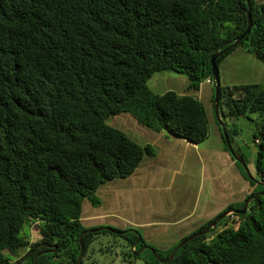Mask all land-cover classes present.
<instances>
[{
	"label": "trees",
	"instance_id": "1",
	"mask_svg": "<svg viewBox=\"0 0 264 264\" xmlns=\"http://www.w3.org/2000/svg\"><path fill=\"white\" fill-rule=\"evenodd\" d=\"M249 4L251 31L217 59L219 67L237 48L264 63V0H0V264H18L38 242L58 247L41 252L37 264H54L55 257L56 264H76L87 230L84 200L99 206L104 184L131 176L145 155L155 153L151 144L141 145L112 125L113 116L129 113L152 131L197 144L210 138V115L198 97L156 93L149 80L173 72L189 80V91H199L212 81L213 55L247 28ZM220 112L246 163L235 146L239 132L227 120L258 116L255 177L264 183V81L222 83ZM236 164L250 186L256 184ZM258 185L261 191L250 189L164 254L151 246L168 258L224 213L242 210L255 193L246 214H229L171 261L152 255L146 264H264V186ZM32 220L40 222L35 243L21 235ZM94 234L82 238L80 264ZM122 238L131 248L138 236ZM146 244L141 239L128 256L142 259L133 252ZM25 263L34 264V258Z\"/></svg>",
	"mask_w": 264,
	"mask_h": 264
},
{
	"label": "crops",
	"instance_id": "2",
	"mask_svg": "<svg viewBox=\"0 0 264 264\" xmlns=\"http://www.w3.org/2000/svg\"><path fill=\"white\" fill-rule=\"evenodd\" d=\"M231 54L247 55L255 62H262L241 48ZM228 60L229 56L220 65L225 85L235 84L224 79L227 68H231ZM257 73L264 76V65L257 69ZM156 76L149 80L154 92L162 94L173 90L181 95L190 94L189 80L185 76ZM171 81L178 82L179 86L175 84L178 90H156ZM203 83L213 94V83L208 80ZM136 122L128 135L141 145L151 144L155 153L145 155L135 172L122 183L109 182L112 185L100 195L101 204L88 205L89 214L83 210L81 220L85 226L90 227L88 222L114 218L121 227L138 229L147 244H156L166 252L182 237L216 217L229 204L242 201L249 193L248 180L229 152L224 150L221 140L218 139L215 145H208L209 139L197 144L165 131H152ZM216 131L220 138L218 126ZM103 206L107 212L99 210ZM144 261L139 258L135 264H146Z\"/></svg>",
	"mask_w": 264,
	"mask_h": 264
},
{
	"label": "rangeland",
	"instance_id": "3",
	"mask_svg": "<svg viewBox=\"0 0 264 264\" xmlns=\"http://www.w3.org/2000/svg\"><path fill=\"white\" fill-rule=\"evenodd\" d=\"M242 49V48H241ZM229 62L227 64H231V68H227V77H225V80H229V82H234L235 84H241V83H257L264 81V76L259 75L257 73V69L261 66H263V62H255L253 58L249 59V56L247 55H241V54H230L229 55ZM237 66V67H236ZM236 67V68H235ZM222 74H224L223 66H222ZM156 77H166L168 75L172 76H179L180 74H176L173 72H162L157 73ZM184 77V76H183ZM222 80V78H221ZM223 83V81H222ZM175 84L178 85V82L171 81L169 84L160 85L157 87L156 90L163 91L168 88H176ZM176 90H178L176 88ZM190 94L194 93L198 98L204 103L209 115H210V138L207 141L208 145H215L218 143V139L220 141V133L218 138V134L216 131V125L218 123L214 120L213 114H214V101L212 99L213 94H211V91L206 83H203L199 91H188ZM258 116L256 114H251L248 117H242L237 120H227L229 128L236 129L239 132L238 137L235 140V146L239 147L241 152L244 153L247 159V165L248 168L254 178L257 176L256 174V157H257V147L254 142V132L257 126L256 119ZM133 118V116L129 113H121L117 116H113L111 118V124L114 125L117 128H120L127 132V134L131 133V129L135 128L134 123L136 120ZM137 123V122H136ZM126 129V130H125ZM249 178V177H248ZM123 179L116 180V183H122ZM128 181H125L126 183ZM113 183V182H112ZM114 184V185H115ZM112 184L109 182L107 184H104L99 190L98 195L103 194V190L107 187H110ZM250 189L255 191H261V186L257 183L250 186ZM91 205L89 200L85 199L83 203V210L85 209V214H89L87 211V206ZM107 207V204H106ZM125 208V207H124ZM99 210H105L107 212L106 208L103 206ZM231 219H237V217L234 216L233 213L230 214ZM104 222V225L103 223ZM116 219L114 218H104L103 221H93L88 222V226H90L89 229H98L102 228L104 226H109L113 228H125L121 227L117 223ZM238 221L230 223V226L237 224ZM40 222L39 221H30L28 224L25 225L21 235L29 237L28 239L31 241V243H35L39 241V227ZM87 224V223H86ZM221 226V225H220ZM219 226V227H220ZM94 227V228H92ZM218 227V228H219ZM121 230V231H122ZM115 243H117V246H115ZM150 245V244H149ZM155 248L159 249L158 245H153ZM143 247V246H142ZM142 247H140L138 250H140ZM131 248L128 245V241L124 240L122 238V235L117 234L114 235L112 233H99L95 232L94 234V242L90 245L89 250L85 256V264H135L137 260H134L133 257L128 256V252ZM163 252V251H162ZM165 252H163L164 254ZM152 251H146L144 250L141 254V257L144 260H146V257L151 259L150 256H152ZM154 256V255H153ZM155 258V256H154ZM58 258H51L52 262L56 264ZM136 261V262H135ZM133 262V263H130ZM145 262V261H144ZM28 263V261L26 262ZM25 263V264H26Z\"/></svg>",
	"mask_w": 264,
	"mask_h": 264
},
{
	"label": "water",
	"instance_id": "4",
	"mask_svg": "<svg viewBox=\"0 0 264 264\" xmlns=\"http://www.w3.org/2000/svg\"><path fill=\"white\" fill-rule=\"evenodd\" d=\"M249 2V0H247ZM247 15H248V24H247V28L245 29V31L237 36L234 40V42L232 44H230L229 46H227L226 48H224L223 50H220L218 51L217 53H215L213 55V57L211 58V64H212V82H213V89H214V115H215V118H216V121L218 123V125L220 126L221 128V131H222V134H223V137L225 139V142L228 146V150H229V153L230 155L233 157V159L240 163V165L243 167V169L245 170L247 176L249 177V179H252L253 181H255L256 183L258 184H261L264 186V183L261 182L260 180L254 178L248 168V165L245 161V159L242 157V155L237 152L233 145H232V142L230 140V137H229V133H228V130H227V127H226V124L222 118V114L220 112V102H221V88H222V80H221V74H220V67L218 66L217 64V59L223 55L228 49H230L231 47L233 46H236L238 45L243 39L244 37L249 34V32L251 31V28L253 26V21H252V15H251V7H250V4L248 5V12H247ZM255 195V193H252L246 200L245 204H244V207L242 210H239V209H233V210H229L228 212L224 213L223 215H221L220 217L217 218V220H215L210 226H208L206 229H204L203 231L199 232V233H196L192 236H190L188 239H185L184 241L180 242L176 248L172 251V253L169 255L168 258L166 259H162L160 258V256L158 255L157 253V250L147 244V245H144L140 250H138L137 252H133V254L136 256V257H139L142 252L144 250H150L152 251L153 255L155 256V258L162 262V263H166V262H169L171 261L175 254L178 252V250L184 245L186 244L189 240L191 239H194V238H197V237H200L201 235L203 234H207L211 229L215 228L217 226V224L223 220L225 217H227L230 213H241V214H246L247 212V209H248V205H249V202L250 200L253 198V196ZM100 229H107L109 231H112V232H115V233H119V234H126L128 232H131V233H134L138 236L137 240L132 244L131 248L134 250L138 244L141 242V239H143V235L142 233L136 229V228H129V229H123L122 231H117L115 228L113 227H109V226H104L102 228H98V229H87L85 230L81 236H80V245H81V249H80V254L77 258V261H76V264H80V261L81 259L83 258V254H84V251H85V246L83 244V241H82V238L85 234L89 233V232H97L99 231ZM39 246H48L49 249L44 251L46 253H55L57 251V245H46V244H40L38 245ZM32 255V252H29L28 254H26L25 256H23L21 258V260L19 261L18 264H22L26 259H28L30 256ZM41 255L38 254L35 259H34V264H37V261H38V258L39 256Z\"/></svg>",
	"mask_w": 264,
	"mask_h": 264
},
{
	"label": "flooded vegetation",
	"instance_id": "5",
	"mask_svg": "<svg viewBox=\"0 0 264 264\" xmlns=\"http://www.w3.org/2000/svg\"><path fill=\"white\" fill-rule=\"evenodd\" d=\"M86 228L87 229H89L90 227H87L86 226ZM92 228H94V227H92ZM116 229H122V228H116ZM123 229H129V228H123ZM40 244H46V243H43V242H38L37 243V245H35V247H33V248H29V252H32V255L29 257V258H31V257H33L34 259H35V257L38 255V254H40L41 252H43V251H46V250H48L49 249V247L48 246H39L38 247V245H40ZM46 245H53V244H46ZM147 245V244H146ZM28 252V253H29ZM27 253V254H28ZM26 255V254H25ZM28 258V259H29Z\"/></svg>",
	"mask_w": 264,
	"mask_h": 264
},
{
	"label": "built area",
	"instance_id": "6",
	"mask_svg": "<svg viewBox=\"0 0 264 264\" xmlns=\"http://www.w3.org/2000/svg\"><path fill=\"white\" fill-rule=\"evenodd\" d=\"M210 83H213L211 80H208ZM231 214V213H230Z\"/></svg>",
	"mask_w": 264,
	"mask_h": 264
}]
</instances>
